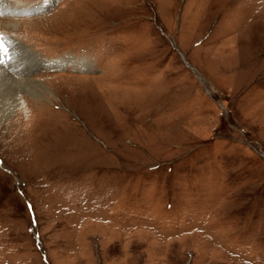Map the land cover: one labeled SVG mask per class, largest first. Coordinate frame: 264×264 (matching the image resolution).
I'll return each instance as SVG.
<instances>
[{
	"label": "rangeland",
	"instance_id": "1",
	"mask_svg": "<svg viewBox=\"0 0 264 264\" xmlns=\"http://www.w3.org/2000/svg\"><path fill=\"white\" fill-rule=\"evenodd\" d=\"M0 12V264H264V0Z\"/></svg>",
	"mask_w": 264,
	"mask_h": 264
},
{
	"label": "bare ground",
	"instance_id": "2",
	"mask_svg": "<svg viewBox=\"0 0 264 264\" xmlns=\"http://www.w3.org/2000/svg\"><path fill=\"white\" fill-rule=\"evenodd\" d=\"M6 41L13 40L10 39ZM17 49L19 48L17 47ZM13 65H15V63ZM20 91H25L29 95L35 96L36 98H42L50 101L47 97V94L51 93L42 83H35L34 81L32 83H27L24 80H14L13 77L9 75L8 72L4 70V67L0 64V124L3 122V117L6 116V114H11L14 112L16 104L18 103L16 102L17 94Z\"/></svg>",
	"mask_w": 264,
	"mask_h": 264
},
{
	"label": "snow or ice",
	"instance_id": "3",
	"mask_svg": "<svg viewBox=\"0 0 264 264\" xmlns=\"http://www.w3.org/2000/svg\"><path fill=\"white\" fill-rule=\"evenodd\" d=\"M46 3H51L52 0H45ZM58 6V4H57ZM3 16V12H0V17ZM0 40H2V37H0ZM0 52H6V49L4 48L3 44L0 43ZM9 59H11V57H9ZM4 63V60L3 59H0V64H3Z\"/></svg>",
	"mask_w": 264,
	"mask_h": 264
}]
</instances>
